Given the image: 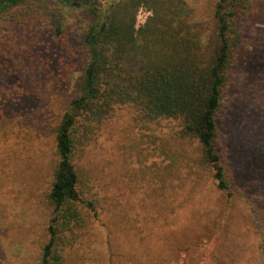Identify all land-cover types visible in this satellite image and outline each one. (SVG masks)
Returning a JSON list of instances; mask_svg holds the SVG:
<instances>
[{
  "label": "rangeland",
  "instance_id": "1",
  "mask_svg": "<svg viewBox=\"0 0 264 264\" xmlns=\"http://www.w3.org/2000/svg\"><path fill=\"white\" fill-rule=\"evenodd\" d=\"M184 1L190 22L209 21L213 0ZM256 1L236 37L219 123L230 196L206 180L188 183L165 211L154 208L130 181L142 147L131 110L114 107L102 116L99 138L83 160L106 205L82 243L66 253L69 264H187L192 255L203 256L202 264H264L255 229L264 218V0ZM137 16L141 25L150 13L142 7ZM82 58L78 43L56 41L36 19L0 33V264H37L51 126Z\"/></svg>",
  "mask_w": 264,
  "mask_h": 264
},
{
  "label": "trees",
  "instance_id": "2",
  "mask_svg": "<svg viewBox=\"0 0 264 264\" xmlns=\"http://www.w3.org/2000/svg\"><path fill=\"white\" fill-rule=\"evenodd\" d=\"M256 3L213 0L209 21L197 25L184 0H0V33L36 19L56 41L78 43L84 60L77 77L68 76L70 97L51 126L37 264H69L66 253L104 210L105 198L83 160L99 138L102 116L114 107L131 110L142 147L130 181L154 208L165 211L188 183L206 180L230 196V158L219 123L236 37ZM142 7L150 16L136 29ZM163 123L171 125L165 135L159 134ZM255 229L264 257V218ZM203 260L192 255L187 264Z\"/></svg>",
  "mask_w": 264,
  "mask_h": 264
},
{
  "label": "built area",
  "instance_id": "3",
  "mask_svg": "<svg viewBox=\"0 0 264 264\" xmlns=\"http://www.w3.org/2000/svg\"><path fill=\"white\" fill-rule=\"evenodd\" d=\"M145 22V21H144ZM144 22L142 21L140 24L141 25H139V16H137V18H136V29L138 28V27H140V26H142L143 24H144Z\"/></svg>",
  "mask_w": 264,
  "mask_h": 264
}]
</instances>
